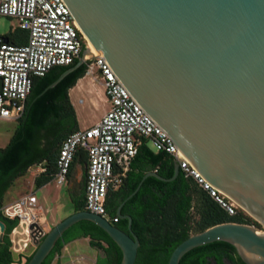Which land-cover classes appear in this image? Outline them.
<instances>
[{"label":"water","instance_id":"95a60500","mask_svg":"<svg viewBox=\"0 0 264 264\" xmlns=\"http://www.w3.org/2000/svg\"><path fill=\"white\" fill-rule=\"evenodd\" d=\"M87 43L38 95L95 55L102 56L138 105L173 140L178 160L263 228L222 222L190 234L171 252L179 264L189 250L214 241L233 245L245 264H264V0H63ZM7 41V39H4ZM2 78L0 77V88ZM118 206L128 231L88 210L74 211L53 225L26 264H41L74 223L88 220L121 250L119 264H134L139 239L131 216ZM40 227L34 223L32 227ZM261 228V229H262ZM4 223L0 221V232ZM1 240V234H0Z\"/></svg>","mask_w":264,"mask_h":264},{"label":"trees","instance_id":"16d2710c","mask_svg":"<svg viewBox=\"0 0 264 264\" xmlns=\"http://www.w3.org/2000/svg\"><path fill=\"white\" fill-rule=\"evenodd\" d=\"M27 36V30L19 27L3 35L7 41L15 44L25 43ZM82 45L83 50L85 39H82ZM77 60L78 58L67 65H56L44 75L33 78L31 91L24 112L18 119L16 131L8 144L0 147V221L4 223L0 240V264H26L35 250L34 248L30 253L28 249L18 253L12 250L9 235L17 220L5 217L1 207L4 195L14 180L24 175L32 166L39 165L44 168L34 176L35 189L54 179L59 150V146L55 144L76 130L78 125L68 90L86 73V64L83 63L53 87L41 95L38 94ZM42 140H45L43 144ZM78 153H81L87 162L86 152L78 149L76 155ZM148 171H156L162 177L169 178L174 172V160L164 150L155 151L144 140L138 146L123 182L116 188H110L106 196L105 208L108 217L111 223L121 230L128 231V222L118 217L117 208L135 190ZM85 177L86 175L80 194L71 200L74 211L85 209ZM121 212L131 216V228L140 242L134 264H167L171 252L181 241L190 234L218 223L238 222L262 228L259 222L240 207L236 208L235 214H228L181 170L176 178L170 181L147 176L138 191L124 203ZM113 217H118L117 221H113ZM78 238H87L91 247L102 251L95 264L120 263L121 250L108 234L93 222L80 220L63 233L41 264H52L62 248ZM56 264H59V260ZM179 264L245 263L233 245L225 241H214L189 250L182 256Z\"/></svg>","mask_w":264,"mask_h":264},{"label":"built area","instance_id":"2783aa9c","mask_svg":"<svg viewBox=\"0 0 264 264\" xmlns=\"http://www.w3.org/2000/svg\"><path fill=\"white\" fill-rule=\"evenodd\" d=\"M0 16L14 18L16 27L28 32L22 44L5 41L4 34H0V119L18 120L33 78L79 58L85 37L63 0H0ZM85 64L86 73L103 84L109 108L96 123L70 132L61 141L54 177L57 185L67 184L76 152L83 149L87 156L85 210L110 221L105 208L107 193L123 182L138 146L145 140L155 151L167 152L185 176L191 177L228 214H235L238 205L232 199L202 178L184 158L178 160L171 137L138 105L104 58L95 55ZM43 170L40 166L39 171ZM1 212L17 220L9 235L16 253L26 251L34 245V238L41 240L47 232L41 227L46 218L34 192L3 205ZM34 223L40 229L31 228Z\"/></svg>","mask_w":264,"mask_h":264},{"label":"rangeland","instance_id":"374dc122","mask_svg":"<svg viewBox=\"0 0 264 264\" xmlns=\"http://www.w3.org/2000/svg\"><path fill=\"white\" fill-rule=\"evenodd\" d=\"M17 26V21L14 18L0 16V34H6ZM88 120V119H87ZM39 165L32 166L24 175L17 177L14 180L13 188L18 189L19 195L27 193L30 190V186L33 182L34 176L39 171ZM83 185V178L75 186V194L79 195ZM36 195L39 199V203L44 209L45 222L41 223V227L48 231L53 225L67 217L74 212L73 204L69 198V193L66 185L58 186L53 179L42 189L36 190ZM260 230H263V228ZM36 248L31 245L28 248V252ZM78 253L85 254L82 259L73 258V255ZM102 255V251L97 248H92L88 244V240L85 238L75 239L66 244L60 254H57L52 262L56 264L59 260V264H95L97 256Z\"/></svg>","mask_w":264,"mask_h":264},{"label":"crops","instance_id":"0c3cea01","mask_svg":"<svg viewBox=\"0 0 264 264\" xmlns=\"http://www.w3.org/2000/svg\"><path fill=\"white\" fill-rule=\"evenodd\" d=\"M68 96L76 115V119L78 123L77 129H83L93 125L102 117V115L109 108V102L105 95L104 86L99 81V79L95 78L94 75L85 73L82 77L78 78L76 83L69 88ZM17 126H18V120L0 119V147H4L8 144L11 137L15 133ZM44 142L45 140H42V144ZM60 143L61 142L58 141L55 145L59 146ZM80 154L81 153H78V155L75 156L70 173L71 176L77 177L78 180L84 178L86 173V163H87ZM45 185H43L38 189H42ZM13 186L14 183L6 191L4 195L3 205L14 201L20 196L18 189L15 190ZM36 190L37 189L34 188L32 182L30 186V190L28 192H34L36 195ZM38 203H39V199H38ZM40 206L42 207L41 204ZM42 211L44 212L43 207H42ZM84 255L85 254L83 253H78L76 255H73V258L78 257L82 259ZM12 264H19V263L13 262Z\"/></svg>","mask_w":264,"mask_h":264},{"label":"flooded vegetation","instance_id":"af4514ba","mask_svg":"<svg viewBox=\"0 0 264 264\" xmlns=\"http://www.w3.org/2000/svg\"><path fill=\"white\" fill-rule=\"evenodd\" d=\"M81 179L78 180V178L75 177V176H71V175L69 176V179H68V182L66 184V187L68 189L70 200L75 199L78 196V195H76L74 193L75 192L74 189H75V186L77 185V183L81 181ZM83 180H84V178H83Z\"/></svg>","mask_w":264,"mask_h":264},{"label":"bare ground","instance_id":"6f19581e","mask_svg":"<svg viewBox=\"0 0 264 264\" xmlns=\"http://www.w3.org/2000/svg\"><path fill=\"white\" fill-rule=\"evenodd\" d=\"M87 49L92 54H97V52L95 51V49L92 47V45L90 43H87Z\"/></svg>","mask_w":264,"mask_h":264}]
</instances>
